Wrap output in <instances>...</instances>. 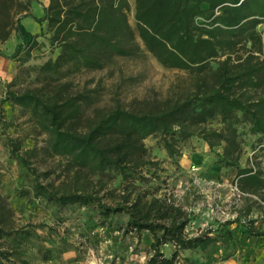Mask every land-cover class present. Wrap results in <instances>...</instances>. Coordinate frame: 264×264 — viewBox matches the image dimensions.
I'll return each instance as SVG.
<instances>
[{
  "label": "trees",
  "instance_id": "16d2710c",
  "mask_svg": "<svg viewBox=\"0 0 264 264\" xmlns=\"http://www.w3.org/2000/svg\"><path fill=\"white\" fill-rule=\"evenodd\" d=\"M31 2L40 5L38 0H0V44L14 33L19 43L11 58L23 56L27 62L39 43L22 20L45 23L49 44L59 51L42 69L56 77L22 92L9 85L0 105L31 110L47 135L49 151L68 158V170L110 172L131 183L144 181L143 172L157 166L147 156L144 139L158 135L173 159L182 156L181 144L195 137L210 151L221 147L224 166L237 168L238 190L254 195L255 205L264 203V169L248 164L239 168L236 132V125L244 123L259 143L264 142V34L256 31L264 19V0H135L136 31L128 25L127 0H48L39 18L28 12ZM136 37L164 66L188 71V91L176 99L146 101L138 111L120 107L95 111L85 120L84 131H78L81 97L70 91L68 82L60 81L101 69L114 57L133 55ZM216 120L219 126L213 127ZM8 146L34 176V198L59 207L91 205L104 218L125 214L124 234L139 238L145 232L151 239L146 264H185L188 259L181 252L205 251L216 242L210 232L191 235L187 230L191 213L173 196L158 197L156 188L143 190L132 183L117 197L110 194L113 204L107 205L97 191L78 187L77 177L59 185L44 184L40 180L44 174L17 155L18 143L10 141ZM13 232L12 211L0 194V261L18 253L2 241ZM166 246L168 256L162 250Z\"/></svg>",
  "mask_w": 264,
  "mask_h": 264
},
{
  "label": "rangeland",
  "instance_id": "374dc122",
  "mask_svg": "<svg viewBox=\"0 0 264 264\" xmlns=\"http://www.w3.org/2000/svg\"><path fill=\"white\" fill-rule=\"evenodd\" d=\"M127 2L128 25L136 31L135 0ZM34 6L31 2L28 8L32 15ZM22 24L38 35L39 46L23 62V56L11 58L19 43L14 33L0 44V100L9 85L12 90L22 92L56 77L42 69L55 60L59 51L49 44L46 24L40 26L30 18L23 19ZM256 31L264 34V19ZM135 43L138 48L133 55L114 57L101 69L84 70L60 81L68 82L70 91L81 97L82 122L75 125L78 131H84L85 120L95 111L116 107L138 111L146 101L176 99L188 91L187 70L164 66L140 38L136 37ZM212 126L218 127L219 121ZM236 132L239 168L248 164L264 169V142L259 143L244 123L236 125ZM159 139L158 135L144 139L147 156L157 166L151 167L149 173L143 172L145 180L132 181L133 185L143 190L156 188L158 197L173 196L191 213L187 229L191 235L210 232L209 236L216 238L205 251L191 250L193 254L189 256L188 251L181 252V257L188 259L185 264H206L200 259L211 248L228 249L248 263L264 235V203L255 205L258 200L254 195L238 190L237 168L224 166L220 160L221 147L210 151L203 141L193 137L181 144L180 158L170 159ZM10 141L18 143L17 155L27 159L38 174H44L40 177L44 184L59 185L77 177L78 187L97 191V197L107 205L113 204L110 194L117 197L132 185L129 179L110 172L89 174L82 170L74 174V170L66 168L67 157L49 151L47 135L36 125L31 110L0 105V194L12 211L14 230L13 236L2 241L18 249L9 261L2 260L0 264H146L151 239L145 232L139 238L136 234H124L125 214L104 218L91 205L59 207L34 198L31 189L34 176L17 156L10 154ZM249 207L250 213L245 215ZM162 250L165 255L170 254L168 246Z\"/></svg>",
  "mask_w": 264,
  "mask_h": 264
},
{
  "label": "crops",
  "instance_id": "0c3cea01",
  "mask_svg": "<svg viewBox=\"0 0 264 264\" xmlns=\"http://www.w3.org/2000/svg\"><path fill=\"white\" fill-rule=\"evenodd\" d=\"M40 5L35 4L34 6V16L39 18L42 16V6L46 7L48 0H38ZM260 243L258 248L254 251L250 261L248 263H244L239 254L231 253L228 249L221 248H211L206 252V254H202L204 259H200L206 264H264V235H261ZM189 254H193L191 250H188Z\"/></svg>",
  "mask_w": 264,
  "mask_h": 264
}]
</instances>
